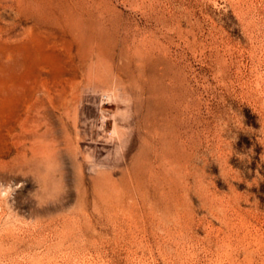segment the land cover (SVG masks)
Here are the masks:
<instances>
[{
  "label": "rangeland",
  "instance_id": "1",
  "mask_svg": "<svg viewBox=\"0 0 264 264\" xmlns=\"http://www.w3.org/2000/svg\"><path fill=\"white\" fill-rule=\"evenodd\" d=\"M0 264H264V0H0Z\"/></svg>",
  "mask_w": 264,
  "mask_h": 264
},
{
  "label": "bare ground",
  "instance_id": "2",
  "mask_svg": "<svg viewBox=\"0 0 264 264\" xmlns=\"http://www.w3.org/2000/svg\"><path fill=\"white\" fill-rule=\"evenodd\" d=\"M61 98V97H60ZM62 99V98H61ZM42 104L44 103V102H41ZM37 106V105H36ZM36 106L35 105H30L29 106V110H28V112L27 113H20L19 111H17L14 115H13V117H11V118H9L8 119V122H7V124H6V127H5V124H3L4 125V127L6 128V130L8 131V132H11L13 129H14V126H15V123H16V125H18V126H21L23 129H25L26 131H30V129H28L27 128V126L29 125L30 126V124L31 123H35V122H37V119L34 117V115H32L31 113L33 112V111H37V109L39 108V106L37 107V109H36ZM12 123H14V125L12 124ZM30 123V124H29ZM23 132V131H22ZM28 133V132H27ZM30 133V132H29ZM26 136V135H25Z\"/></svg>",
  "mask_w": 264,
  "mask_h": 264
}]
</instances>
